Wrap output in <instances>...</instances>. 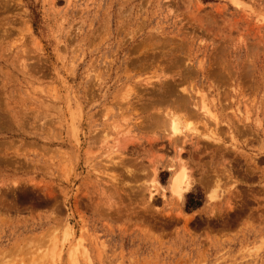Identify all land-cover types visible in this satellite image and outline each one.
Instances as JSON below:
<instances>
[{
  "label": "rangeland",
  "instance_id": "obj_1",
  "mask_svg": "<svg viewBox=\"0 0 264 264\" xmlns=\"http://www.w3.org/2000/svg\"><path fill=\"white\" fill-rule=\"evenodd\" d=\"M0 264H264V0H0Z\"/></svg>",
  "mask_w": 264,
  "mask_h": 264
},
{
  "label": "bare ground",
  "instance_id": "obj_2",
  "mask_svg": "<svg viewBox=\"0 0 264 264\" xmlns=\"http://www.w3.org/2000/svg\"><path fill=\"white\" fill-rule=\"evenodd\" d=\"M233 4V3H232ZM205 94V93H204ZM201 95H202V93H201ZM206 95V94H205ZM205 97V96H204ZM203 97V98H204ZM201 98V97H200ZM207 98V97H206ZM172 99V98H171ZM185 99V98H184ZM205 99V98H204ZM184 101V100H183ZM182 101V102H183ZM185 101H187L186 99H185ZM206 100H203L202 99V101H201V107H199V105H198V103H196L195 104V106H193V107H195V108H197L196 110H198L199 111V113L201 112L202 113V118H203V121H201L202 122V125H203V127H204V129L208 132V134H204V136L202 135V134H197V133H194V135H192V137H206V139H213L215 142H217V143H220V139L218 138L219 136V134L217 135L216 134V131H218L219 129V127L221 126V124L223 123V122H221L220 121V117H219V115L217 114V113H214V111H213V108L215 109V107H214V102H212V104L210 105V104H207V102H205ZM176 102V101H175ZM178 102V101H177ZM193 102V101H192ZM211 102V101H210ZM179 103H180V100H179ZM219 103V102H218ZM223 103V102H222ZM187 104V103H186ZM190 104V103H189ZM214 104V105H213ZM213 105V106H212ZM189 106V105H188ZM182 107H183V105H182ZM192 107V106H191ZM194 108V109H195ZM178 109V108H177ZM212 109V110H211ZM175 110V109H174ZM181 110H183V109H181ZM187 110V109H186ZM180 111V110H179ZM187 111H189V110H187ZM159 112H161V110L159 111ZM163 113V112H162ZM166 113V112H165ZM178 113V112H177ZM177 113L176 112H170V113H166V114H168L169 115V124H170V127H171V131H172V134L174 135V136H177L178 135V137L176 138L175 137V139H172L171 137H170V139L172 140V142H171V140H170V142L171 143H173V145L175 146V144H176V149L178 148V152L179 153H182V151L184 152L185 151V149H184V147L183 146H181V144H183V145H186L187 143H188V139L191 137L190 135V137L189 136H184L183 138H180V139H178L179 138V135L181 136V134H180V122H181V120H184L183 118V115L181 116V115H177ZM182 113V112H181ZM180 113V114H181ZM189 113V112H188ZM191 114V113H190ZM189 114V115H190ZM246 114H248V113H246ZM196 115H200V114H196ZM195 115V116H196ZM183 117L182 119H181V117ZM161 117V116H160ZM192 117H194V116H192ZM198 117V116H197ZM248 117V116H247ZM187 118V117H186ZM199 118V117H198ZM201 119V118H200ZM202 120V119H201ZM247 120V119H246ZM249 120V119H248ZM161 121V120H160ZM212 122L213 123V125H215V127H214V130L211 128V127H208V122ZM239 121L240 122H242L240 119H239ZM245 121V120H244ZM250 121V120H249ZM243 123V122H242ZM165 124V123H164ZM225 124V123H224ZM240 124V123H239ZM161 125V124H160ZM74 126V125H73ZM166 126V125H165ZM228 126H229V124H228ZM260 126V125H259ZM75 129V128H74ZM165 129V128H164ZM221 129V128H220ZM191 131H192V129H190ZM183 131V130H182ZM197 130H194L193 132H196ZM242 132V131H241ZM250 132V131H249ZM73 133V132H72ZM181 133H183V134H185L184 132H181ZM76 134V133H75ZM232 134V133H231ZM216 135L218 136V137H216ZM76 136V135H75ZM174 138V137H173ZM236 138V136L234 135H232V140H236L235 139ZM201 139V138H200ZM193 141V140H192ZM213 141V142H214ZM214 142V143H215ZM180 145H179V144ZM193 143V142H192ZM198 143V142H197ZM223 144V143H222ZM219 145V144H218ZM181 147V148H180ZM199 149V148H198ZM181 155V154H180ZM183 160L184 159H182V158H180V160H179V169L174 173V176H173V178H172V180H171V185H170V190H172V192H173V194H175V195H177L179 198H183V196H184V193L185 192H187L191 187H192V184L194 183L193 182V174L191 173V171L188 169V165H187V163L186 164H184V162H183ZM114 161V160H113ZM226 168H227V166H226ZM226 171V170H225ZM193 172V171H192ZM215 175V174H214ZM193 177V178H192ZM216 178H217V176H215ZM232 180V179H231ZM221 180L220 179H216L215 180V186L217 187L216 189H218L219 187H220V185H221ZM157 183V182H156ZM214 186V187H215ZM151 194H153V193H151ZM213 198V197H212ZM232 206V205H231ZM229 210V209H228ZM230 211V210H229ZM215 216V215H214ZM77 244V243H76ZM81 244V242L79 243V245ZM78 245V244H77ZM79 247V246H78ZM81 247H83L82 245H81ZM72 248V247H71ZM74 249V246H73V248H72V250ZM78 250V248H77V246H76V248H75V253L77 252V250ZM80 250V249H79ZM83 250V249H82ZM84 250H85V248H84ZM72 252V251H71ZM71 252H70V255L71 256H75L76 254H71ZM86 252V251H85ZM89 253V252H88ZM82 254V253H81ZM83 254H84V251H83ZM80 255V254H79ZM86 256L88 255V254H85ZM90 255V254H89ZM75 257H77V256H75ZM85 257V256H84ZM71 258V257H70ZM81 258V257H80ZM73 259V258H72ZM77 259V258H76ZM89 260V259H88ZM90 261H91V259H90Z\"/></svg>",
  "mask_w": 264,
  "mask_h": 264
}]
</instances>
